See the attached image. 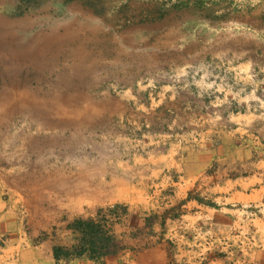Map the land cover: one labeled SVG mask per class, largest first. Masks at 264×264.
I'll list each match as a JSON object with an SVG mask.
<instances>
[{
	"label": "rangeland",
	"instance_id": "obj_1",
	"mask_svg": "<svg viewBox=\"0 0 264 264\" xmlns=\"http://www.w3.org/2000/svg\"><path fill=\"white\" fill-rule=\"evenodd\" d=\"M20 4L0 0V251L16 234L49 258L68 222L121 204L132 224L178 216L160 246L157 225L132 241L117 227L129 249L56 264H254L250 234L175 232L189 201L213 207L207 190L264 162V0Z\"/></svg>",
	"mask_w": 264,
	"mask_h": 264
},
{
	"label": "crops",
	"instance_id": "obj_2",
	"mask_svg": "<svg viewBox=\"0 0 264 264\" xmlns=\"http://www.w3.org/2000/svg\"><path fill=\"white\" fill-rule=\"evenodd\" d=\"M207 191L209 194L206 199L214 203L213 207L189 201L185 207L190 209L177 219V222H180L179 226L176 225L175 232L178 240L196 245L206 235L209 236L206 241L210 242L215 241L218 236L233 234L235 230L240 234L247 233L251 237L248 239L251 262L264 264V162H259L258 175L230 180L220 187H213ZM8 214L9 212L0 204V238L8 231L6 222ZM187 234L188 238L185 237ZM14 235L13 240L10 235L11 242L5 243L1 248L0 258L4 264H12L11 260L14 258L17 264H56L48 255L43 259L39 247L28 244L20 236ZM185 255L189 256L191 252L187 251Z\"/></svg>",
	"mask_w": 264,
	"mask_h": 264
},
{
	"label": "trees",
	"instance_id": "obj_3",
	"mask_svg": "<svg viewBox=\"0 0 264 264\" xmlns=\"http://www.w3.org/2000/svg\"><path fill=\"white\" fill-rule=\"evenodd\" d=\"M37 1V2H36ZM45 0H21L17 6L15 17H21L30 9H37ZM73 0H66V3ZM157 11V10H156ZM158 13V20L170 15L169 10ZM152 22V21H151ZM169 210L162 213H151L144 218H138L140 223H131L133 215L127 206L114 204L105 208L96 209L95 213L86 217L74 218L66 225V230L74 236V242L69 246L60 244L51 245V258L55 262L86 258L93 262H102L107 257H113L130 246L122 241L117 234V227L125 228L127 240L142 239L152 234L154 226H159L161 233L156 245L160 246L164 236L165 221L176 218L178 215L168 216ZM146 231V232H145ZM27 232H29L27 230ZM40 241L47 239V234H40ZM147 250L143 248L142 251Z\"/></svg>",
	"mask_w": 264,
	"mask_h": 264
}]
</instances>
